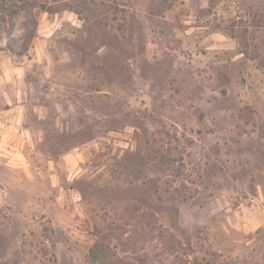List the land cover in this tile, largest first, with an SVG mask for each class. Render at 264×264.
<instances>
[{"label":"rangeland","instance_id":"1","mask_svg":"<svg viewBox=\"0 0 264 264\" xmlns=\"http://www.w3.org/2000/svg\"><path fill=\"white\" fill-rule=\"evenodd\" d=\"M174 239L264 264V0L0 2V264Z\"/></svg>","mask_w":264,"mask_h":264},{"label":"trees","instance_id":"2","mask_svg":"<svg viewBox=\"0 0 264 264\" xmlns=\"http://www.w3.org/2000/svg\"><path fill=\"white\" fill-rule=\"evenodd\" d=\"M8 0H0L1 4H2V7L4 8V4H6ZM160 234H162L161 236H159L160 238L163 237V232L160 231L159 232ZM108 236L107 232L101 234L99 236V238L93 243V245L90 247L89 249V256L92 260H96L97 257L100 256V254L105 250L104 247H105V238ZM171 237V236H170ZM175 240V239H174ZM176 241V245H174V243H171V244H167L168 248L170 249L171 253L174 256V264H183L182 262H179L177 259L180 258L181 256L179 254H182L183 255V251H182V244L177 240ZM178 249H181V253L179 252ZM186 264V263H184Z\"/></svg>","mask_w":264,"mask_h":264}]
</instances>
